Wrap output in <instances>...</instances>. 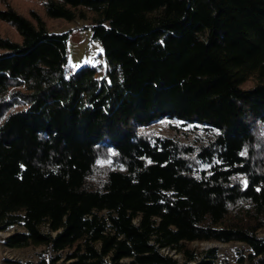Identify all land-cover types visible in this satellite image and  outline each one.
<instances>
[{
    "label": "trees",
    "instance_id": "obj_1",
    "mask_svg": "<svg viewBox=\"0 0 264 264\" xmlns=\"http://www.w3.org/2000/svg\"><path fill=\"white\" fill-rule=\"evenodd\" d=\"M35 1L89 21L105 69L65 76L70 31L3 2L18 40L0 36L1 246L38 264H225L192 245L239 244L236 264H264V0ZM161 119L208 138L137 132Z\"/></svg>",
    "mask_w": 264,
    "mask_h": 264
},
{
    "label": "rangeland",
    "instance_id": "obj_2",
    "mask_svg": "<svg viewBox=\"0 0 264 264\" xmlns=\"http://www.w3.org/2000/svg\"><path fill=\"white\" fill-rule=\"evenodd\" d=\"M3 2L7 3L20 15L30 18V12H35L45 23L48 30L61 33L70 31L66 42L67 65L78 69L89 65L97 69V77H101L105 63L102 56V47L96 41L91 39V30L89 21L77 20L74 23H67L59 19H48L45 16L42 4L35 0H0V9H3ZM0 36L8 37L12 40H18L14 29L0 21ZM250 86L246 83L245 87ZM256 125L258 136L257 151L258 157L263 159L264 163V125ZM138 133L162 136L172 138L185 145H199L208 138V134L202 126L196 124H181L178 121L167 119L158 120L144 128H137ZM99 166L104 168L107 162L99 161ZM7 235L6 232H0V240ZM264 238V232L259 233ZM195 249L205 250L211 247L217 248L220 261L225 264H236L237 254L235 249L239 244H219V243H195L192 245ZM38 249H6L0 244V264H38L36 256Z\"/></svg>",
    "mask_w": 264,
    "mask_h": 264
},
{
    "label": "built area",
    "instance_id": "obj_3",
    "mask_svg": "<svg viewBox=\"0 0 264 264\" xmlns=\"http://www.w3.org/2000/svg\"><path fill=\"white\" fill-rule=\"evenodd\" d=\"M73 72H74V69L71 68L70 66L65 68V76L68 77V76L72 75Z\"/></svg>",
    "mask_w": 264,
    "mask_h": 264
}]
</instances>
